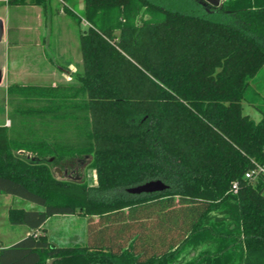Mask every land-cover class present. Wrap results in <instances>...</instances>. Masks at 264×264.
Here are the masks:
<instances>
[{
    "label": "trees",
    "instance_id": "trees-1",
    "mask_svg": "<svg viewBox=\"0 0 264 264\" xmlns=\"http://www.w3.org/2000/svg\"><path fill=\"white\" fill-rule=\"evenodd\" d=\"M191 1L193 12L159 0L66 9L88 22L82 69L67 87H10L47 98L31 116L60 122L23 121L22 137L0 126V194L40 205L10 214L35 230L53 215L86 216L88 240L54 246L31 234L1 249L0 264H264L263 186L243 179L264 160V0ZM86 156L96 184L53 174ZM156 179L169 189L127 191Z\"/></svg>",
    "mask_w": 264,
    "mask_h": 264
},
{
    "label": "crops",
    "instance_id": "crops-1",
    "mask_svg": "<svg viewBox=\"0 0 264 264\" xmlns=\"http://www.w3.org/2000/svg\"><path fill=\"white\" fill-rule=\"evenodd\" d=\"M57 0H44L43 4H35L33 0H22L20 4L11 5L8 0H0V58H8L7 65L0 64V87H5L3 97L5 107L0 110V126L15 128L11 136L22 137L20 130L24 127L23 121H28L35 128L51 127L60 122L52 116L42 120V116H31L33 111L47 110L44 104L47 98H33L24 100L17 96L20 92L15 89V95L9 90L13 85L40 86V87H67L76 84L74 74L82 69V56L79 36L81 29L76 31L73 22L68 19L66 9L56 5ZM74 9L83 11L84 0H66ZM75 12V10H71ZM76 13V12H75ZM88 22L82 20L79 24ZM85 27L83 30L87 29ZM63 95L70 93L68 88L58 90ZM18 92V93H16ZM3 94V93H2ZM24 113H28V118ZM25 119V120H24ZM27 122V123H28ZM19 129V130H17ZM31 135L30 138H36ZM46 138L54 141L51 132ZM26 159H35L33 153L26 150L17 152ZM53 174L73 175L74 170L66 165L57 171L58 166H52ZM40 205L12 194H0V250L7 248L22 238L35 234L43 235L54 246L85 245L89 236L87 217L79 214H57L50 216L38 229L28 225L13 223L10 217L11 210H38ZM58 218L65 222L71 218L73 223L64 226ZM85 220V221H82ZM63 223V224H62ZM80 223V224H79ZM62 234H61V226ZM60 231V232H59ZM60 233V235H59ZM60 241L69 243L62 245ZM51 264V260L48 261Z\"/></svg>",
    "mask_w": 264,
    "mask_h": 264
},
{
    "label": "rangeland",
    "instance_id": "rangeland-1",
    "mask_svg": "<svg viewBox=\"0 0 264 264\" xmlns=\"http://www.w3.org/2000/svg\"><path fill=\"white\" fill-rule=\"evenodd\" d=\"M159 1L164 3V4H167L168 6L173 7V8H181V9H184V10L190 11V12L197 10L194 7L193 2L191 0H159ZM55 4L59 5L60 8L62 7L64 9L75 10V12L77 14H80V15L82 14V11H80L78 9H74V6L71 4L61 3L58 0L55 2ZM67 17H68V19H70L73 22V26H74V29L76 31L77 30L79 31L80 29L83 30L85 27H87L86 24H84V23L79 25L76 18H74L72 15L68 14ZM7 62H8V58L5 55H3L0 58V64H4L6 66ZM4 90H5L4 86L0 87V110H3L5 107V103H4V99H3V97L5 95ZM244 112L247 114H250L251 117L255 120H259L261 118V113L255 107L249 105L248 103H244ZM82 160H84L82 165H80L81 163L80 164L72 163L70 165H67L68 168H72L74 170V173L71 177L69 176V177H65V178L72 179V180H78V181H84L88 184H96V173L90 167L89 160L88 159L85 160L84 158H82ZM58 219L60 221H62V219H64V218H58ZM82 221H85V220H82ZM62 222L64 223V226H67V224L73 223L74 220L69 218L67 223L65 222V220H63ZM62 228H63V225L61 226V234H62ZM59 235H60V233H59ZM60 242L62 245H68L69 244L66 242L64 243L63 241H60Z\"/></svg>",
    "mask_w": 264,
    "mask_h": 264
},
{
    "label": "water",
    "instance_id": "water-1",
    "mask_svg": "<svg viewBox=\"0 0 264 264\" xmlns=\"http://www.w3.org/2000/svg\"><path fill=\"white\" fill-rule=\"evenodd\" d=\"M212 4H219V0H206ZM0 39H1V27H0ZM84 159H88L89 161L91 160V157L90 156H86L84 157ZM78 164L82 165L84 160L79 159L78 160ZM57 171H61V168L58 166L57 167ZM62 172V171H61ZM56 177L58 178H61V179H67L65 177H71L72 175H66L63 176V175H59L57 176L55 174ZM169 189V185H167L165 182H163L162 180L160 179H156V180H150V181H147L145 183H142V184H139V185H136V186H133V187H130V188H127V191L131 194H136V195H139V194H152V193H156V192H162V191H165Z\"/></svg>",
    "mask_w": 264,
    "mask_h": 264
},
{
    "label": "built area",
    "instance_id": "built-area-1",
    "mask_svg": "<svg viewBox=\"0 0 264 264\" xmlns=\"http://www.w3.org/2000/svg\"><path fill=\"white\" fill-rule=\"evenodd\" d=\"M58 1L66 3V0ZM243 179L253 185L261 184L263 186L264 193V160L253 159L252 166L245 172ZM239 189L240 182L237 180L231 184L230 192L236 194L239 192Z\"/></svg>",
    "mask_w": 264,
    "mask_h": 264
},
{
    "label": "flooded vegetation",
    "instance_id": "flooded-vegetation-1",
    "mask_svg": "<svg viewBox=\"0 0 264 264\" xmlns=\"http://www.w3.org/2000/svg\"><path fill=\"white\" fill-rule=\"evenodd\" d=\"M206 4H209L210 6H212V7H218L221 3H220V0H219V4H217V5H215V4H212V3H210V2H208V1H206V0H203ZM214 10V9H213Z\"/></svg>",
    "mask_w": 264,
    "mask_h": 264
}]
</instances>
